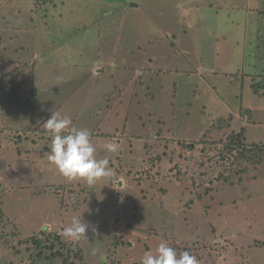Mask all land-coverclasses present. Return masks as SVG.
<instances>
[{
    "label": "rangeland",
    "instance_id": "374dc122",
    "mask_svg": "<svg viewBox=\"0 0 264 264\" xmlns=\"http://www.w3.org/2000/svg\"><path fill=\"white\" fill-rule=\"evenodd\" d=\"M47 1L0 0V93L19 86L32 114L3 97L0 264H140L161 241L201 264H264V0ZM149 40L169 73L145 69ZM52 111L89 130L112 176L59 173ZM240 131L252 159L225 147ZM80 214L89 242L54 239Z\"/></svg>",
    "mask_w": 264,
    "mask_h": 264
},
{
    "label": "clouds",
    "instance_id": "9594fccd",
    "mask_svg": "<svg viewBox=\"0 0 264 264\" xmlns=\"http://www.w3.org/2000/svg\"><path fill=\"white\" fill-rule=\"evenodd\" d=\"M44 128L51 137L48 160L68 180L82 179L91 186L99 178L114 174L108 158H97V149L89 130L73 126L69 116L52 111L50 117L45 120ZM103 147L111 153L119 150L116 142H108ZM90 228L93 233L96 232L95 227L84 222L80 214L71 218L70 224L62 229L60 235L68 242L78 243L82 240L89 242L87 232ZM96 252V248L90 250L91 255H95ZM140 264H201V262L189 251L178 253L167 242L161 241L155 250L145 251Z\"/></svg>",
    "mask_w": 264,
    "mask_h": 264
},
{
    "label": "trees",
    "instance_id": "16d2710c",
    "mask_svg": "<svg viewBox=\"0 0 264 264\" xmlns=\"http://www.w3.org/2000/svg\"><path fill=\"white\" fill-rule=\"evenodd\" d=\"M38 3H37V1L35 2V4H34V6L35 5H37ZM33 6V7H34ZM237 76V73L236 74H234V75H228V77H232V78H234V77H236ZM252 86L254 87V90H255V92L258 94L259 93V89H264V84L263 83H261V82H254V83H252ZM18 88H19V86H17V85H15V84H12L10 87H6L5 86V88L3 89V91L0 93V106H2V108H4L5 109V107H4V102H3V97L5 96L6 98H7V100H6V104H7V107H6V109L10 112V111H12L13 110V108L16 106V103L18 102V104H19V106H20V112L21 111H23V114H17V116H15V118H19V119H23L24 117H25V115H28L29 116V120L31 119V111H30V109H28L27 107H26V103L27 102H30V101H28V100H30V98H28L29 96H26V97H24L21 93H19L18 92ZM7 95V96H6ZM259 95V94H258ZM24 98V100H23V98ZM5 98V99H6ZM9 103V104H8ZM22 103H23V105H22ZM20 122V121H19ZM23 131L24 132H29V131H32L31 130V127H30V123H26V124H24V126H23ZM44 132H47V131H44ZM206 134V133H205ZM243 137H244V134L242 133V131H240V132H238V133H233V134H231V136H229L228 138H227V140L225 141V147H227V150L229 151V154H230V152H233V151H235V153H236V155L237 156H239V157H242V158H246L247 156H249L250 157V159H252V154H248L247 153V151H253L252 150V148L250 147V148H248V147H246L244 144H243V142H244V139H243ZM179 141H184V140H179ZM179 141H175V140H173V139H171L170 141H169V143H178ZM201 142H203V141H201ZM181 144H183L184 142H180ZM198 143H200V142H198V141H191V142H187L186 144H187V146L186 147H189L190 148V150L191 149H193ZM254 148H256V149H259L260 147L259 146H257V145H255L254 146ZM186 149V148H185ZM254 154V156L255 157H258V155H260L261 153H260V151L258 152V151H256V150H254V152H253ZM253 156V157H254ZM246 159H248V158H246ZM258 160H260L261 161V159H259V158H257ZM155 165H156V163H154V161L152 162V165H147L146 164V169L145 170H141V171H139V172H141V177H143L142 176V174H146V176H150V177H152V178H154V176L155 175H153V170H154V167H155ZM212 231H213V229H212ZM51 234L52 233H48V235H46V241H50V236H51ZM53 235V234H52ZM60 237H61V235L59 234V232H56V234L54 235V239H59V241H60ZM29 240V239H28ZM27 240H24V242H26ZM31 241H32V244H34V245H36L37 247H39L40 249H41V242L38 240V239H35V236L34 237H32L31 238ZM260 244H262V242H259ZM60 244H61V247L62 248H64L65 247V244L61 241L60 242ZM198 244H195V245H193L192 247L194 248L195 246H197ZM28 246V245H27ZM52 246L53 247H50V249H53L54 248V245L52 244ZM188 249V248H187ZM186 250V249H185ZM68 253H70V251L68 250L67 251ZM41 251H39L37 254H36V256L37 257H39L41 254ZM33 253H31V255H32ZM57 254H59L61 257H62V254H60V253H58V252H54V253H52L51 254V257H53V256H57ZM74 254V256H76V257H78V256H82V252H81V250H77L75 253H73ZM69 255V254H68ZM63 258V257H62ZM64 259V258H63Z\"/></svg>",
    "mask_w": 264,
    "mask_h": 264
},
{
    "label": "crops",
    "instance_id": "0c3cea01",
    "mask_svg": "<svg viewBox=\"0 0 264 264\" xmlns=\"http://www.w3.org/2000/svg\"><path fill=\"white\" fill-rule=\"evenodd\" d=\"M50 2V4L48 6H46L47 9H54L56 7L57 4H59V2H55V0L52 1H47L46 3ZM63 3V2H61ZM156 42V41H154ZM148 47L150 46V48H148V50H145V54H146V58L144 59V62L148 63V66L145 67V69H148L149 71L153 70V71H159V73H169L168 70L163 71L160 68H154L153 65H157L158 64V58L155 56V50H156V46L154 43H151V41L149 40L148 44H146ZM140 51V50H139ZM144 68V67H143ZM147 70V71H148ZM175 72L177 70H174ZM140 76V75H139ZM135 76H133L134 78ZM109 91H106L105 93H108ZM103 93V94H105ZM102 94V95H103ZM105 105H108L109 103L105 102Z\"/></svg>",
    "mask_w": 264,
    "mask_h": 264
}]
</instances>
